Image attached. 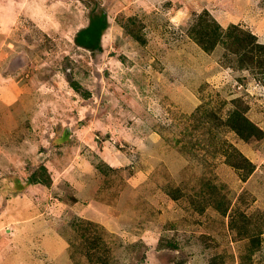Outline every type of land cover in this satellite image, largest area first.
Wrapping results in <instances>:
<instances>
[{"label": "rangeland", "instance_id": "obj_1", "mask_svg": "<svg viewBox=\"0 0 264 264\" xmlns=\"http://www.w3.org/2000/svg\"><path fill=\"white\" fill-rule=\"evenodd\" d=\"M200 22L264 0H0V264H264V53Z\"/></svg>", "mask_w": 264, "mask_h": 264}, {"label": "trees", "instance_id": "obj_2", "mask_svg": "<svg viewBox=\"0 0 264 264\" xmlns=\"http://www.w3.org/2000/svg\"><path fill=\"white\" fill-rule=\"evenodd\" d=\"M216 23V22H215ZM217 24V25H216ZM213 25V27H204L203 23H197V30L200 33L199 37L194 36L200 43L204 50L211 52L216 48L219 44L226 43V48L229 50L225 53V58L232 61V56L236 55L235 59L242 66L246 63H251L249 60L251 57V53H264V43H260L257 41L255 34L250 31L244 30L243 28L238 27L237 25L229 26L226 30H223L222 27L218 23ZM92 26L87 29H92ZM225 48V46H224ZM229 55V56H228ZM232 55V56H231ZM228 56V57H227ZM260 65L264 66V63L259 60ZM227 124L230 125V129L234 130L237 134H239L244 139H249L253 136L258 135L260 132V128L249 120L248 117L244 115V113L238 112L235 110L228 118ZM73 242H70V245L73 246ZM91 247L94 248L95 252L97 251V247L101 245L98 240H93L90 243ZM103 248H106V244H102ZM73 247H77L74 244ZM72 248V247H71ZM107 249V248H106ZM78 251V250H77ZM76 252V251H75ZM71 257L76 260L74 252L71 253ZM94 257V255H92ZM102 256H99L100 258ZM109 259H100L101 264H109Z\"/></svg>", "mask_w": 264, "mask_h": 264}, {"label": "crops", "instance_id": "obj_3", "mask_svg": "<svg viewBox=\"0 0 264 264\" xmlns=\"http://www.w3.org/2000/svg\"><path fill=\"white\" fill-rule=\"evenodd\" d=\"M11 211H12V209H11ZM16 218H17V221H19V216H17ZM12 220H13L12 218H8V220L5 219V222L9 224V227H12V228H8V229H13L14 224H15V226H17V224H18L17 221H16L14 224H12V223H13ZM1 222H3V221L1 220ZM3 224H5V223L3 222ZM3 224H2V225H3ZM2 225H1V226H2ZM8 229H5V230H4V231H6L5 233L8 232V231H7ZM12 231H13V230H12ZM12 233H13V232H12ZM5 237H6L5 240H10V237H9L8 235L5 236ZM5 243L7 244L6 241H5Z\"/></svg>", "mask_w": 264, "mask_h": 264}]
</instances>
